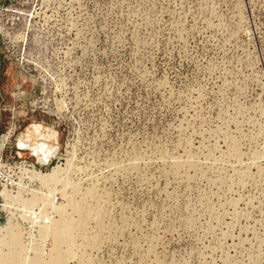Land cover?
<instances>
[{
    "label": "rangeland",
    "instance_id": "1",
    "mask_svg": "<svg viewBox=\"0 0 264 264\" xmlns=\"http://www.w3.org/2000/svg\"><path fill=\"white\" fill-rule=\"evenodd\" d=\"M0 134V264H264V0H0Z\"/></svg>",
    "mask_w": 264,
    "mask_h": 264
},
{
    "label": "bare ground",
    "instance_id": "2",
    "mask_svg": "<svg viewBox=\"0 0 264 264\" xmlns=\"http://www.w3.org/2000/svg\"><path fill=\"white\" fill-rule=\"evenodd\" d=\"M36 128L33 127L32 129H30L28 132H27V139H30V137L36 132ZM20 142L23 143V140H21ZM39 145V144H38ZM38 147V146H37ZM47 148V147H46ZM40 149V148H39ZM44 150V148H43ZM42 150V151H43ZM38 152V151H37ZM41 152V151H40ZM45 152V151H44ZM43 153V152H42ZM42 153L40 155H42ZM50 153V152H49ZM45 155V154H44ZM52 156V154H50ZM43 156V155H42ZM53 178V177H52ZM51 176H49L48 174L46 176H43V179L46 180L47 183L50 184L54 182L55 179H52ZM44 182V181H43ZM45 183V182H44ZM48 186V184H47ZM48 194V193H47ZM51 194V193H50ZM47 196V195H46ZM51 195H49L48 197H45L44 198H39V197H36L37 200H44L47 201L49 200ZM35 198V199H36ZM75 207V206H74ZM70 214L68 215V213H62V217H69ZM48 219H50V224L48 227H45V229H49V235L50 237L52 238V241H53V247H54V251H55V256L52 257V259L50 260V262L46 263V264H67V258H66V252L64 250H62L63 248L61 247V243L62 241H60L63 237L64 234H66V230H69L72 228L73 226V223L71 221H69L68 219V223L67 222H63V220H55V219H51L48 217ZM65 220V219H64ZM75 225V224H74ZM77 227V226H76ZM58 230H59V235L58 234ZM73 236V235H72ZM64 238V237H63ZM73 242V241H72ZM64 244V243H63ZM70 244V243H69ZM70 256V255H69ZM35 260V258H34Z\"/></svg>",
    "mask_w": 264,
    "mask_h": 264
},
{
    "label": "built area",
    "instance_id": "3",
    "mask_svg": "<svg viewBox=\"0 0 264 264\" xmlns=\"http://www.w3.org/2000/svg\"><path fill=\"white\" fill-rule=\"evenodd\" d=\"M10 129H13V133L10 136V138H11V137H13L14 134H16L17 129H16V127L15 128L11 127ZM9 130L6 133H8ZM3 135L4 134H2V135L0 134V137ZM10 138H9V140H10ZM1 142H3V140H1ZM7 143L8 142H6V145H7ZM6 145L2 147V144H0V147H2V148H0V151H2V152H0V153H2V154H0V163L2 161H4L3 152L6 149L5 148ZM31 165L33 166L34 169H36V167L39 168L40 171H42V169H43V168L39 167L38 165H35L34 163ZM2 168L3 167L0 166V188L1 187L4 188V186H7V184H8V181L6 180L7 177L2 173ZM38 209H39V211H37L35 209H33V210L28 209L26 211L25 210L22 211V217L23 218L21 219V224H20L21 227L20 228H22L21 231L23 233V240L29 246H32L33 243L36 242V239H37L36 237L38 234V231H37L38 227L41 224H43V222H46L45 218H43V216H41V210L39 207H38ZM46 249H48V248H46Z\"/></svg>",
    "mask_w": 264,
    "mask_h": 264
},
{
    "label": "water",
    "instance_id": "4",
    "mask_svg": "<svg viewBox=\"0 0 264 264\" xmlns=\"http://www.w3.org/2000/svg\"><path fill=\"white\" fill-rule=\"evenodd\" d=\"M23 134L20 133L18 136H17V139L15 141V148L18 150L17 151V154L19 156H21L22 152H29L31 154V156L35 159L36 161V164L41 167V168H44V167H49L51 166V164L53 163V160L57 157L58 153H59V150H60V146H59V150H58V153L57 155L53 158L52 156L49 158V160H45V158L43 157L41 160L39 159V155L37 153L34 152V150H31V148L26 145L25 143H22L20 142L19 138L21 137V135ZM59 145V144H58Z\"/></svg>",
    "mask_w": 264,
    "mask_h": 264
}]
</instances>
